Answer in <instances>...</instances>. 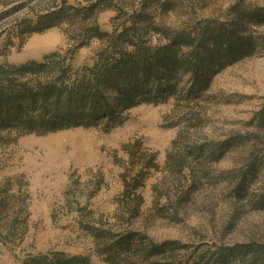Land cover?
<instances>
[{"label": "rangeland", "instance_id": "rangeland-1", "mask_svg": "<svg viewBox=\"0 0 264 264\" xmlns=\"http://www.w3.org/2000/svg\"><path fill=\"white\" fill-rule=\"evenodd\" d=\"M219 27L237 41L209 63L185 43L168 54ZM53 53L71 80L118 61L112 78L135 92L106 91L111 113L92 125L0 130V264H111L104 246L129 234L118 264L264 247V0H0V66ZM253 252L233 264H264Z\"/></svg>", "mask_w": 264, "mask_h": 264}, {"label": "trees", "instance_id": "trees-1", "mask_svg": "<svg viewBox=\"0 0 264 264\" xmlns=\"http://www.w3.org/2000/svg\"><path fill=\"white\" fill-rule=\"evenodd\" d=\"M223 29L219 27L203 31L198 37L197 45H194L195 39L191 36L176 37L174 43L169 46L168 54L171 53L173 56L176 46L185 43L194 48L191 51L192 60H197V65L201 67L210 62L212 58L210 51L213 48L216 49L223 44L232 45L237 41L234 28L228 31ZM57 55L53 53L42 61L33 60L21 66H0V130L13 127L21 133L46 134L73 126L92 125L111 113L106 91L113 88L118 94L126 96L127 100L133 97L136 87L132 82L126 81L121 85L116 78H112L120 67L118 61L103 64L98 68V73L95 74L97 78L71 80L67 78L68 69H65L61 63L56 61L51 63ZM164 62L163 59L158 60V64L163 65ZM179 64L182 65L180 62ZM146 101L153 102L151 96ZM100 235L95 234L96 238ZM133 235L129 234L109 246H104V252L110 255L111 264L119 263L117 255L121 253L132 254ZM168 245L169 243L150 245L149 251L144 252L145 259L165 253ZM251 251H254L255 258L264 257V247L261 245ZM251 251L242 247L228 248L220 252L213 264H233V259L238 255ZM34 262L35 264H88L86 260L79 261L77 258L58 259L50 263L45 260H34Z\"/></svg>", "mask_w": 264, "mask_h": 264}]
</instances>
